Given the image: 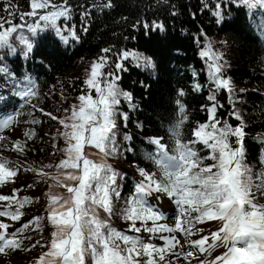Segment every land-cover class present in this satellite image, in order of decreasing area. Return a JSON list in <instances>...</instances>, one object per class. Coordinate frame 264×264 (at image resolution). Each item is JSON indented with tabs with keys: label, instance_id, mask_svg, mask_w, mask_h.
Returning <instances> with one entry per match:
<instances>
[{
	"label": "trees",
	"instance_id": "1",
	"mask_svg": "<svg viewBox=\"0 0 264 264\" xmlns=\"http://www.w3.org/2000/svg\"><path fill=\"white\" fill-rule=\"evenodd\" d=\"M53 2L59 4L61 0ZM12 3L18 6L12 9L14 12L31 10L30 0H12ZM104 3L105 0H69L71 19L61 18L52 25L40 21L38 16H25L23 21L18 15L9 16V12L4 11L8 5L0 0V17H9L16 25L36 26L34 33L24 27L12 34L8 44L0 45V65H5L12 74L0 73V115L12 109L23 118L27 128L21 141L26 143L28 159L39 168L52 165L44 170L50 175L55 174V166L66 158L63 151L66 141L61 135L64 128L59 120L68 117L72 106L79 104V96L86 94L85 81L91 64L104 55L101 50L111 49L107 54L109 65L105 71L119 75V87L132 93L131 104L135 105L133 108L121 98L119 111L127 113L128 120L117 117L120 151L104 158L119 174L117 183L121 192L120 199L114 198V214L110 223L127 234L130 222L120 213L134 192L135 184L142 179L139 169L159 176L157 166L149 159V154L155 150L149 139L163 137L168 147H173L169 128L178 116L176 101L179 99L185 105L189 117L182 129L185 141L195 139L193 129L208 121V112L203 110V106L210 105L207 97L215 91V85L209 75L211 61L202 57L200 52L209 44L215 53L222 56L223 75L231 80L233 88L231 94L224 89L216 92L218 102L223 105L217 116L233 128L243 123L245 162L254 174L264 171V31L259 27L264 21V13L261 10L249 11L241 0H112L109 8L102 7ZM218 4L222 5V20L215 15ZM38 11L43 14L47 10ZM72 28L76 31L75 37L70 35ZM58 29L68 35L67 42L58 34ZM226 36L233 41L226 42ZM21 37L31 43L30 50ZM125 50L140 57H149L151 65L132 57L121 60L120 54ZM117 62L123 64V70L115 69ZM28 80L34 84L37 95L25 103L17 93ZM196 84L201 86L199 91L194 87ZM181 90L184 92L182 97L179 96ZM92 95L95 97L94 91ZM233 112H238L241 119L237 120ZM45 113H51L57 119ZM34 120L38 123H33ZM28 131L35 133L32 139L25 136ZM125 134H130L132 140L125 141ZM235 139L231 138L233 146ZM89 149L88 153L92 152L89 158L98 161V150ZM195 149L205 158V165L214 163L206 159L210 149L199 143ZM30 177L24 185L17 184L16 191L20 185L23 188L20 194L14 195L17 199L28 197L31 202L25 204L21 211L34 206V214L20 222L6 217V223L19 229L34 217H40L39 228L32 225L20 234L25 238L19 248L32 246L40 256L48 251L47 245L55 230L48 219L49 193L65 194L66 190L57 186L50 176L31 171ZM9 186L13 188V185ZM157 193L148 196L147 202L154 203ZM257 200L264 203V198L259 195ZM12 207L15 209L16 205ZM101 215L106 216L102 211ZM137 226L144 231L139 221ZM147 226H152V222L149 221ZM144 232L151 236L157 234ZM10 252L19 254L17 250ZM36 261L31 260L29 264H36Z\"/></svg>",
	"mask_w": 264,
	"mask_h": 264
},
{
	"label": "snow or ice",
	"instance_id": "2",
	"mask_svg": "<svg viewBox=\"0 0 264 264\" xmlns=\"http://www.w3.org/2000/svg\"><path fill=\"white\" fill-rule=\"evenodd\" d=\"M4 2L8 5L4 11L9 12V16L18 15L21 21L25 16H38L40 21L56 25L61 18L71 19L72 5L69 0H61L59 4L53 0H30L31 10L27 13L12 11L14 7L18 8L13 5L12 0ZM241 3L249 11L261 10L264 13V0H241ZM102 7H112V0H105ZM216 8L215 15L222 20V5L218 4ZM38 10L47 11L40 14ZM24 27L33 33L36 31V26L16 25L9 17H0V45L8 44L12 34ZM259 27L264 31V21ZM58 34L67 42L68 35L59 29ZM70 35L76 36L74 28ZM21 41L31 49L32 45L27 39L21 37ZM101 51L104 55L91 64L89 77L85 81L86 94L79 96V104L72 106L68 117L59 120L64 128L61 135L66 141L63 150L66 158L55 166L56 173L50 175L44 170L53 167L52 165L39 169L24 168L16 161L0 157V184L14 181L20 171H34L41 176H50L57 186L66 190L65 194L49 193L48 219L55 230L51 233L48 251L39 256L36 264H89V261L90 264H171L166 260L169 253L188 260L197 253L210 252L218 247L226 250L217 255L211 264H264V204L257 200L258 195L264 198V171L254 174L253 169L245 162L243 123L233 128L217 116L218 109L223 105L218 102L216 92L224 89L231 94L233 88L231 80L223 75V64L220 62L222 56L213 51L211 44L200 52L202 57L211 61L208 65L209 75L215 85V91L207 97L210 105L203 106V110L208 112V121L193 129L195 139L185 141L182 129L189 117L185 105L179 99L176 101L178 116L169 128L173 147L169 148L163 137L149 139V143L155 146L149 159L157 166L159 176L139 169L142 179L135 184L134 192L125 201V207L120 213L130 222V231L141 232V227L137 226L139 221L144 226V231L153 234L167 232L172 235L162 236L165 245L157 247L144 242L139 236L125 234L112 226L110 218L114 214L113 201L114 198L118 200L121 197L117 183L119 174L104 158L120 151L117 144V117L127 121L128 114L120 112L119 106L121 98L131 104L133 96L119 87V75L105 71L109 65L107 54L111 49L104 48ZM129 57L143 59L145 65L152 63L149 57H140L127 50L120 54L121 60ZM114 67L123 70L120 62L115 63ZM0 73L12 75L5 65H0ZM194 87L199 91L201 86L196 84ZM93 91L95 97L92 95ZM17 94L24 98L25 103H29V98L37 95L30 80ZM183 95L181 90L179 96ZM131 106L135 107L134 104ZM40 111L43 112V109ZM45 114L57 119L51 113ZM232 114L237 120L241 119L238 112ZM14 123L15 116L0 118V133ZM33 123L38 121L34 120ZM25 136L32 139L35 133L28 131ZM232 137L236 138L235 146L231 142ZM5 139L0 135V141ZM124 139L131 141L132 136L125 134ZM198 143L210 149L206 159L214 163H203L205 158L195 149ZM25 147L26 143L19 139L13 142V150L16 152L23 153ZM86 148L98 150L100 159H90L91 153ZM128 150L131 151V147ZM154 192H163L174 198L179 213L173 226L158 223L162 215L146 199ZM0 201L7 202L3 210H0V217H8L11 221H19L23 215L21 209L31 202L28 197L17 199L15 195H0ZM13 205H16L15 209ZM101 211L106 216L102 217ZM40 219L34 217L13 232L8 231L10 224L0 221V254L9 249L21 248L25 237L20 234L29 230L32 225L39 228ZM206 220L219 221L221 227L210 236L185 240L184 243L195 251L184 250V245L174 233H182L184 237L193 236L199 231L196 226ZM149 221L152 222L150 227L147 226ZM178 247L180 252L176 251ZM199 264L206 262L201 260Z\"/></svg>",
	"mask_w": 264,
	"mask_h": 264
},
{
	"label": "rangeland",
	"instance_id": "3",
	"mask_svg": "<svg viewBox=\"0 0 264 264\" xmlns=\"http://www.w3.org/2000/svg\"><path fill=\"white\" fill-rule=\"evenodd\" d=\"M224 40L226 42L233 41L230 36H226ZM7 116H15V123L10 128L5 129L2 133H0V135L6 137L5 140L0 141V157H6L11 161H16L24 168L39 169V167L37 166L38 164H34L28 159L29 154L26 150H24L23 152L24 155L13 150V142L18 139L21 140L23 138V133L27 128V125L24 123L23 118L17 113H15L12 109L8 110L7 112L3 111L0 115V118ZM86 150L87 152L90 151L89 148H86ZM30 172L31 171H20L14 181H9L7 183L0 184V195L12 196L14 195V193H16L17 195L20 194V190L21 188H23L22 185L27 183V181L31 178ZM18 183L23 184L20 185L21 187H19V190L16 191V186ZM9 185H13V188L15 190ZM148 204L154 209L159 210V212L161 213L162 219L159 222L160 224H166L168 226L174 225L175 218L179 213V209L175 204L174 198L171 199L165 193L158 192L155 195L154 203ZM6 205L7 202L0 201V210H3ZM34 212V206L26 207L23 210V215L21 219H28L32 214H34ZM20 220L18 222H20ZM0 221L6 223L8 219L6 217H0ZM196 227L199 229V231H197L195 235L190 237H184L182 233H174V235H177V238L180 239L181 243L184 245V250L195 251L194 248L190 247L188 244L183 242L185 240L199 239L203 235L210 236L212 232L217 231L218 228L221 227V222L206 220L204 223L198 224ZM13 230H16L15 225L11 226L8 231L12 232ZM127 234L139 236L144 242L152 243L160 247H163L165 245V240L161 239V237L172 235L167 232H164L157 233L151 236L146 234L143 230H141L140 233H135L133 231H130V229ZM209 243H211V241H209ZM225 250L226 249L223 247H218L216 249L211 250L210 252L197 253L194 258H189L188 260H185L183 256L172 255L169 253L166 255V260L170 261L171 264H199V261L201 260L205 261L206 264H211V261L214 260L217 255L222 254ZM176 251L180 252L181 249L178 247ZM17 252L19 254H13L10 252V250H6L4 254H0V264H29L31 260H37L39 258L38 252H36L32 246H27L25 247V249H17Z\"/></svg>",
	"mask_w": 264,
	"mask_h": 264
},
{
	"label": "bare ground",
	"instance_id": "4",
	"mask_svg": "<svg viewBox=\"0 0 264 264\" xmlns=\"http://www.w3.org/2000/svg\"><path fill=\"white\" fill-rule=\"evenodd\" d=\"M184 243V242H183Z\"/></svg>",
	"mask_w": 264,
	"mask_h": 264
}]
</instances>
